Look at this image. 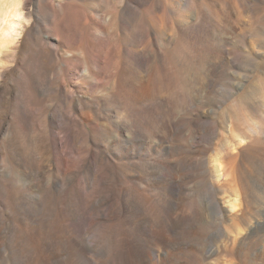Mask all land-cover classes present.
Instances as JSON below:
<instances>
[{"label": "rangeland", "instance_id": "1", "mask_svg": "<svg viewBox=\"0 0 264 264\" xmlns=\"http://www.w3.org/2000/svg\"><path fill=\"white\" fill-rule=\"evenodd\" d=\"M162 1L167 5L165 20L161 21L164 38L172 33L176 14L182 15L180 70L176 71L174 63L165 62L163 68L158 66V71L151 74V94L144 106L146 119L142 125L146 134L158 131L165 121L186 110L193 100L198 103L195 110L206 130L200 133L202 144L192 146L193 154L187 152L191 144L184 143L180 133L169 142L135 143V160L144 157L151 162L128 181L130 187L127 184L126 196V186L117 175L118 169L111 164L99 168L106 172L104 182L87 200L91 216L86 232L93 248H101L93 261L120 264V257H131L138 252L149 258L138 264H264V138L256 145L242 144L234 148L238 131L231 111V106L240 101L248 116L264 126V0ZM136 2L140 4L129 15V22L137 32H127L126 43L132 53H141L157 38L156 16L161 15L162 9L154 6L160 0ZM97 3L98 0L89 2L91 6ZM97 8L100 12L108 11L103 1ZM77 20L70 27H84L88 31L95 26L94 22L85 26L81 19ZM130 23L127 27H131ZM43 24L58 27L49 18ZM103 41L102 37L93 38L95 45ZM164 48L166 56L171 58L172 45ZM49 58L50 55L44 57L45 66ZM121 60H125L124 56ZM208 78L215 81L214 88L221 98L214 104L203 105L199 100L205 94L203 84ZM260 81L263 84L259 85ZM257 87L263 88L262 93L257 90L252 98H247ZM25 98L27 102L28 96ZM134 107L139 117V105ZM14 108L10 99L1 111L11 116ZM38 133L37 124L22 121L21 126L18 120L2 148L0 146L8 171L4 182L0 181V191L3 184L4 197L6 195L9 203V211L0 204V264H73L74 238L78 234L76 221L85 208L76 202L77 184L89 177L77 163L62 165L56 156L41 150L38 155L42 147L37 141ZM163 154L165 160L157 165ZM216 154H224L228 172L237 171L247 181L246 192L258 194L260 202L242 205L234 211L225 199L217 208L210 209L199 203L192 205L190 199L201 195L203 189L193 186L192 175L182 183L183 189L187 180L186 192L182 190L175 195L169 192L171 173L181 176L190 172L192 168L186 166L195 158H204L209 166V160ZM159 171L164 174L162 179ZM55 172L65 178L72 172L73 178L65 179L66 184L60 190L42 195L45 180ZM29 190L41 194L40 206L34 214L29 213L24 204ZM124 203L130 208L128 212H124ZM211 210L212 216L208 214ZM172 219L179 220L176 231L169 230L168 223ZM140 223L147 225V232L141 231ZM157 247L161 249L158 257L150 253V248Z\"/></svg>", "mask_w": 264, "mask_h": 264}, {"label": "bare ground", "instance_id": "2", "mask_svg": "<svg viewBox=\"0 0 264 264\" xmlns=\"http://www.w3.org/2000/svg\"><path fill=\"white\" fill-rule=\"evenodd\" d=\"M90 1L92 0H0V146L2 148L12 126L18 120L21 126L22 121L28 125L37 124V141L42 146L38 155L44 151L56 156L62 165L77 163L89 177L87 181H79L77 184L79 194L76 202L85 208L76 221L78 234L74 238L73 264H95L93 258L101 252V248H93L86 232L89 215L91 216L90 205L87 204L91 197L88 196L104 182L103 177L106 175L99 168L103 164H111L118 169L117 175L126 186V196L128 181L134 173L143 172L151 162L144 157L135 160V143L169 142L180 133L184 143L191 144L187 152L193 154L195 150L192 146L202 144L200 133L206 130L201 125L198 110H195L198 103L196 106L193 100L186 110H178L158 131L146 134L142 125L143 119H146L144 106L151 94V74L158 71V66L163 68L165 62L174 63L176 71L180 70L179 50L184 30L182 15L176 14L172 33L164 38L161 21L165 20L167 5L162 0L154 4L162 9L161 15L156 16L157 38H153V44L143 52L132 53L126 43L127 32L136 33L137 29L129 22V15L140 3L136 0H98L97 4L91 6ZM102 1L108 5L107 12H100L97 8ZM190 9L192 11V5ZM48 18L54 20L58 27L45 26L43 23ZM77 19H81L85 26L89 22H94L95 26L88 31L86 27H70L72 23L79 21ZM129 23L131 27H127ZM96 37H102L103 43L93 44V38ZM166 45L173 47L171 58L166 56ZM48 55L49 63L45 66L44 57L47 58ZM121 56H124V61ZM214 83L212 78L205 81V94L200 97V104H214L221 98ZM261 84L262 81L259 82ZM257 90L262 93L263 88L257 87L246 97L252 98ZM25 95L29 98L27 102ZM10 99L15 107L11 116L1 111L3 104ZM135 104L139 105V117L135 115ZM231 111L238 131L236 142L232 143L234 148L242 144H258L259 139L264 138L262 122L251 119L240 101L231 106ZM182 147L183 144L180 148ZM161 160H158L157 165L165 160L164 154ZM188 163L186 168L191 167L193 170L181 173L182 177L171 173L168 190L173 195L182 190L186 192L187 180L183 189L182 183L188 175H192L193 186L203 188L201 195L190 199L192 205L199 203L210 209L217 208L225 199L234 211L242 205L261 201L258 194L251 191L248 193V190L246 192L247 181L237 171L234 174L228 172L224 154L213 155L209 166L204 158H195ZM6 168V158L0 149V181L4 182L8 173ZM178 170L179 167L176 171ZM71 173L67 178H73ZM159 174L162 179L164 174L161 171ZM67 178L58 172L49 175L45 180L46 186L41 188L42 195L51 193V190H60ZM36 187L40 189L39 186ZM3 188L2 184L0 204L9 211ZM38 199H41V194L29 190L27 198H24L29 213L34 214L38 210L41 203ZM105 204L107 205L106 201ZM123 209L124 212L130 210L126 203ZM107 210L108 207L104 209V215ZM208 214L212 216V210ZM178 223L179 220L172 219L168 223L169 230L176 231ZM139 228L143 233L148 229L145 223H140ZM137 241L138 244L139 240ZM157 248H150V253L158 257L161 249ZM145 257L136 252L131 257H120V264L145 263L149 259Z\"/></svg>", "mask_w": 264, "mask_h": 264}]
</instances>
